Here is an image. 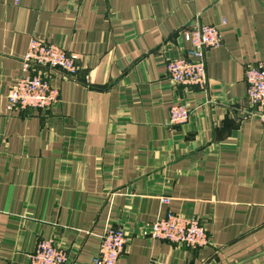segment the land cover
<instances>
[{
    "label": "crops",
    "instance_id": "1",
    "mask_svg": "<svg viewBox=\"0 0 264 264\" xmlns=\"http://www.w3.org/2000/svg\"><path fill=\"white\" fill-rule=\"evenodd\" d=\"M196 18L224 36L206 90L166 68ZM33 37L76 54L77 80L51 74L54 108L9 111ZM262 60L264 0H0V264H30L49 238L91 264L108 226L129 238L117 264H264V123L246 83ZM180 100L192 115L172 125ZM169 210L198 215L210 245L142 234Z\"/></svg>",
    "mask_w": 264,
    "mask_h": 264
},
{
    "label": "built area",
    "instance_id": "2",
    "mask_svg": "<svg viewBox=\"0 0 264 264\" xmlns=\"http://www.w3.org/2000/svg\"><path fill=\"white\" fill-rule=\"evenodd\" d=\"M191 44L186 54H180L167 62V74L175 85L197 86L206 90L208 75L206 52L223 43V31L219 26L193 20L182 32ZM78 56L58 43L33 37L23 60L21 76L7 94V108L14 110H42L54 108L60 102V87L52 81L51 74L77 80ZM87 82L88 77H87ZM248 114L264 123V60L249 64L246 69ZM192 112L187 102L180 100L170 107V123L184 125ZM170 203V198H163ZM146 237L166 240L186 248H205L210 245L211 236L201 218L188 212L169 210L164 216L142 230ZM129 238L121 226H108L103 233L98 254L91 264H117L126 251ZM67 252L57 246L54 238L40 240L30 255V264H67ZM150 264H174L153 260Z\"/></svg>",
    "mask_w": 264,
    "mask_h": 264
},
{
    "label": "rangeland",
    "instance_id": "3",
    "mask_svg": "<svg viewBox=\"0 0 264 264\" xmlns=\"http://www.w3.org/2000/svg\"><path fill=\"white\" fill-rule=\"evenodd\" d=\"M163 200V199H162Z\"/></svg>",
    "mask_w": 264,
    "mask_h": 264
}]
</instances>
